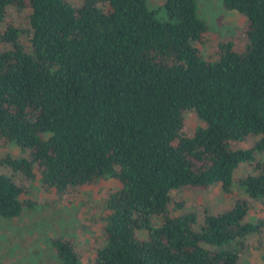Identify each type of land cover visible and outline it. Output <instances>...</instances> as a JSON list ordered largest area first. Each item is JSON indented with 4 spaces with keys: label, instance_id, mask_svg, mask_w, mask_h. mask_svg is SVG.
Returning a JSON list of instances; mask_svg holds the SVG:
<instances>
[{
    "label": "trees",
    "instance_id": "obj_1",
    "mask_svg": "<svg viewBox=\"0 0 264 264\" xmlns=\"http://www.w3.org/2000/svg\"><path fill=\"white\" fill-rule=\"evenodd\" d=\"M220 2L244 17L246 42L203 56L195 0H0V144L22 153L0 161V217L30 206L16 176L58 198L111 179L91 264H240L264 230L245 202L200 221L168 211L172 192L226 191L242 163L255 174L240 185L264 197V0ZM187 112L201 123L190 136ZM49 245L58 264H80L71 239Z\"/></svg>",
    "mask_w": 264,
    "mask_h": 264
},
{
    "label": "rangeland",
    "instance_id": "obj_2",
    "mask_svg": "<svg viewBox=\"0 0 264 264\" xmlns=\"http://www.w3.org/2000/svg\"><path fill=\"white\" fill-rule=\"evenodd\" d=\"M67 1L77 6L81 0ZM161 2L146 0V5L155 9ZM195 3L198 17L208 28L207 41L200 47L203 56H207L219 42H230L233 50L244 47V17L224 10L220 0H195ZM23 23L24 20L18 18V25ZM200 126L194 112L184 115V131L187 135L190 136ZM21 155L13 144H0V161L6 156L18 158ZM256 158L264 164V154H257ZM9 172L8 167L0 162V174ZM249 174H255L252 166L242 163L233 172L231 185L226 191L221 184L215 183L206 191L181 189L172 192L174 204L169 205L168 211L171 215L193 213L200 221L204 214L222 213L243 201L248 208L245 221L252 224L261 221L264 219V197L249 198L244 186L239 183ZM16 177L26 189L23 200L28 201L30 206L24 207L14 218L0 217V264H58L49 245L50 239L55 236L71 239L80 264H91L94 251L102 245L103 204L116 190V183L111 179H101L58 198L53 193L41 190L37 177L28 180ZM176 203L181 204L180 210L175 208ZM244 244L246 249L239 254V263L264 264V230L250 235Z\"/></svg>",
    "mask_w": 264,
    "mask_h": 264
}]
</instances>
